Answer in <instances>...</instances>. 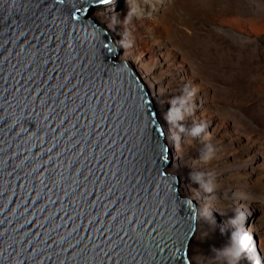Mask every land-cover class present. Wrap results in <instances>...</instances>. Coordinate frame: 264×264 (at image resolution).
Returning a JSON list of instances; mask_svg holds the SVG:
<instances>
[{
    "label": "water",
    "instance_id": "water-1",
    "mask_svg": "<svg viewBox=\"0 0 264 264\" xmlns=\"http://www.w3.org/2000/svg\"><path fill=\"white\" fill-rule=\"evenodd\" d=\"M94 0H0V264H191L197 224ZM163 133V134H161Z\"/></svg>",
    "mask_w": 264,
    "mask_h": 264
},
{
    "label": "rangeland",
    "instance_id": "rangeland-1",
    "mask_svg": "<svg viewBox=\"0 0 264 264\" xmlns=\"http://www.w3.org/2000/svg\"><path fill=\"white\" fill-rule=\"evenodd\" d=\"M116 1L103 14L126 16L139 54L166 58L159 75L192 187L230 210L226 223L250 241V264H264V0H122L119 9ZM192 240L191 264H235L217 226Z\"/></svg>",
    "mask_w": 264,
    "mask_h": 264
},
{
    "label": "bare ground",
    "instance_id": "bare-ground-1",
    "mask_svg": "<svg viewBox=\"0 0 264 264\" xmlns=\"http://www.w3.org/2000/svg\"><path fill=\"white\" fill-rule=\"evenodd\" d=\"M116 2V0H112L111 3L105 6L96 7L93 9L90 15L87 14L84 18L98 26L103 32H108L112 39V42L110 41L112 46L114 44L113 48L115 49V52H117L120 57V53L119 51H116V49L120 50L122 53L121 60L126 61L130 70L133 72V75L138 79L139 83L147 93V96L150 99L155 111L156 122L164 132L163 142L167 147L171 146V148H173L172 154H168L169 156H167L168 166L166 167L167 170L165 169V172L169 176L175 177L177 179L179 183V197L180 195L186 196L196 204L195 207L201 206L198 208L199 210L196 209V231L201 232L210 229L212 226H217L219 232L227 236L228 251L225 253L232 255L235 264H250V258L255 256L254 253H252L250 241H247L246 238H242L240 232L229 228L226 223L225 219L226 216H228L227 212L230 210H224L218 205H214L209 201L205 193L196 190L195 187L193 188L191 185V178L193 174L188 175L189 173H187L183 168L184 157L187 154L183 145L181 144L183 134L178 128L180 122L177 118L172 116V107L164 99L166 92L163 89V84L166 79L164 76L162 77L159 75V73L165 67L166 58H163L161 55H156L153 48H151L150 52V54H152L150 55L151 57H146L139 54V44L137 41L132 40L125 30L124 21L127 19L126 16L124 17L123 14L117 13L103 14L104 9H108L110 5H113L115 8V5L117 4ZM118 2L119 3L116 9H119L122 6L123 1L119 0ZM123 18L125 19L122 20ZM145 40L146 39H144V41ZM115 58L116 57H112L111 62H115ZM158 61H161L160 64H158ZM197 129L198 127L195 130ZM222 175V172L218 171V174L215 178L218 181H221L223 179ZM180 199L183 198L180 197Z\"/></svg>",
    "mask_w": 264,
    "mask_h": 264
},
{
    "label": "snow or ice",
    "instance_id": "snow-or-ice-1",
    "mask_svg": "<svg viewBox=\"0 0 264 264\" xmlns=\"http://www.w3.org/2000/svg\"><path fill=\"white\" fill-rule=\"evenodd\" d=\"M111 2H112V0H94V3L96 5H107ZM161 134H163V133H161Z\"/></svg>",
    "mask_w": 264,
    "mask_h": 264
}]
</instances>
